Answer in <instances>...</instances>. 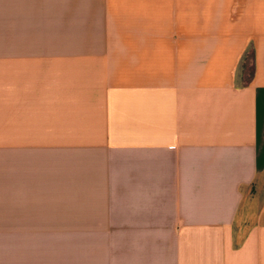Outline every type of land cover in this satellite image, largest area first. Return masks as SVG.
Instances as JSON below:
<instances>
[{
	"label": "crops",
	"instance_id": "crops-1",
	"mask_svg": "<svg viewBox=\"0 0 264 264\" xmlns=\"http://www.w3.org/2000/svg\"><path fill=\"white\" fill-rule=\"evenodd\" d=\"M0 264H264V0H0Z\"/></svg>",
	"mask_w": 264,
	"mask_h": 264
},
{
	"label": "rangeland",
	"instance_id": "rangeland-1",
	"mask_svg": "<svg viewBox=\"0 0 264 264\" xmlns=\"http://www.w3.org/2000/svg\"><path fill=\"white\" fill-rule=\"evenodd\" d=\"M250 56H248L246 62L242 64V75L245 80H247L252 72L251 64H250Z\"/></svg>",
	"mask_w": 264,
	"mask_h": 264
},
{
	"label": "trees",
	"instance_id": "trees-1",
	"mask_svg": "<svg viewBox=\"0 0 264 264\" xmlns=\"http://www.w3.org/2000/svg\"><path fill=\"white\" fill-rule=\"evenodd\" d=\"M250 77H251V75H250ZM250 77H249V78H250ZM249 78H248V79H249Z\"/></svg>",
	"mask_w": 264,
	"mask_h": 264
}]
</instances>
